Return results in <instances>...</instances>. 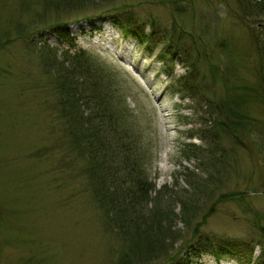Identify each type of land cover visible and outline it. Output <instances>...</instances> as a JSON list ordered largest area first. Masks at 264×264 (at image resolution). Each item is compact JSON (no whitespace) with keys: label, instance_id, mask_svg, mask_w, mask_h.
I'll return each mask as SVG.
<instances>
[{"label":"rangeland","instance_id":"rangeland-1","mask_svg":"<svg viewBox=\"0 0 264 264\" xmlns=\"http://www.w3.org/2000/svg\"><path fill=\"white\" fill-rule=\"evenodd\" d=\"M257 3L185 0L181 6L185 13L164 0H0V264H140L135 261L141 256V245H146L134 231L121 232L109 224L105 208L91 199L83 172L68 170L66 182L62 176L67 173L61 175L56 165L53 169L51 160L57 151L50 129L58 121L59 95L51 91L45 48L55 51L58 60L64 54L82 52L84 58L100 64L131 114L127 122L141 138L149 181L156 190L163 186L186 190V170L198 174L196 169L205 161L198 148L213 146L198 137L205 133L201 127L209 118L201 100L185 87L201 91L212 83L205 97L212 101L213 110L222 90L217 68L228 59L235 72L228 82L257 86L259 91L264 5ZM178 16L186 17L193 38L173 36L183 34ZM126 18L132 21L126 23ZM204 19L212 23L207 40L212 46L210 53L198 55L205 50L200 24ZM56 24L68 35L54 32ZM132 32L153 34L158 42L146 50L148 42L139 43L130 36ZM223 37L237 42L226 44L229 55L217 47ZM161 41L169 43L166 49ZM178 44L182 56L194 65L192 69L181 63L185 59L172 55ZM199 46L201 51L196 52ZM250 105L244 118L264 122L262 102ZM217 141L221 145L216 148L229 154L225 163L218 160L219 150L213 155L228 170L227 177L219 175L223 179L217 196L246 192L247 201L264 213V178L258 174L255 154L239 146L233 136L221 134ZM207 200L200 204L206 203V209L212 202ZM175 213H179L178 206ZM204 213L199 212L197 221ZM246 219L236 205L224 203L214 207L200 230L215 247L245 246L258 241V233ZM191 228L177 219L171 229L184 239L174 240L171 254L186 255L182 248ZM208 245L189 264H249L260 254L255 247L252 256L241 260L228 255L219 263L210 253L212 246L204 249ZM237 250L248 254L246 246ZM151 251L152 256L158 253L154 248ZM157 255L158 259L151 257L144 264L160 260Z\"/></svg>","mask_w":264,"mask_h":264},{"label":"trees","instance_id":"trees-1","mask_svg":"<svg viewBox=\"0 0 264 264\" xmlns=\"http://www.w3.org/2000/svg\"><path fill=\"white\" fill-rule=\"evenodd\" d=\"M164 1L169 2L173 8L176 7L186 13L181 7L185 0ZM257 1H259L257 4L264 5V0ZM178 14L183 13L179 12ZM191 19L193 24H197L193 20V14H191ZM126 20H128L126 23L132 21L129 18ZM185 20V16H178L183 33L182 35L178 32L173 33V36L178 37V40L181 36L193 38L191 31H187L190 26ZM200 24L202 35H205V43L200 41V45L204 43L205 50L199 53L201 48L200 46L196 47L198 55L204 54L205 51L210 53L212 46L207 41L211 38L212 30L210 32L209 28L212 25L211 21L204 19ZM55 26L54 32L61 36L68 35L66 29V31L58 30L62 26H57V24ZM154 26L153 23V29ZM152 35L146 37L130 33V36L139 43L148 42L146 50L149 51L152 43L158 42L152 38ZM228 42L232 45L237 43L232 37H223L217 42V47L226 55H229L225 50ZM161 43L164 44L165 49L169 44L164 41ZM179 46L180 44L174 47L172 55L185 59L181 60V63L189 65V68L192 69L194 65L186 59L187 56H182L183 52ZM260 46L263 64L258 71V74L261 73L258 79L261 83L259 91H257V86L244 83L236 85L234 81L228 82L229 76L235 74L229 67V65L233 66V63L228 59L221 67L217 68L222 90L219 102L214 105L213 110H211L212 101L205 97V91L211 87L212 83L206 90L203 88L201 91H197L195 87H185V91L194 94L192 95L194 98L198 97L201 100V107L205 109L204 113L209 118L206 123H203L202 129L200 128L205 133H202L201 136L197 133L198 137L203 142H208V147L213 146V148L206 149L198 148L200 155L205 154V161L200 165V169H196L198 174L186 170L184 174V180L188 185L186 190L167 188V186L156 190L154 184L149 181L145 170L147 157L145 151L141 149V138L131 131L127 122L131 114L121 103L114 84L110 82L107 75L105 76L100 64H93L90 59L83 57L82 52L73 55L67 53L58 60L55 51L45 48L44 53L48 55L46 67L49 68V74H52L51 91L59 95L57 102L58 125L56 123L50 129L57 151L51 160L53 167L54 165L59 167L62 171L61 175L67 173L62 176L66 182L70 180L68 170L78 169L80 173L83 172L86 184L91 189L89 190L91 199L95 200L99 208H105L106 220L109 221V224L117 226L121 232H125L127 229L134 231L136 238L142 240V243H146V245H141V256L134 255L138 257L135 262L148 263L151 257L158 259L157 254H159L160 260L154 264H189L194 258L193 255L208 243L209 245L204 249L212 246L209 250L217 258L232 254L243 259L244 255L251 256L254 248L258 246L260 254L252 264H264V213L258 211L247 201L246 192H222L217 196V190L220 189L219 185H222L223 179V176L219 175L224 174L226 177L228 175V170L224 169L225 165L220 167L217 161L225 163L229 154L226 149L216 148L217 145H221L217 141L219 135L233 136L239 146L250 149L255 154L257 167L260 168L258 174H262V178H264V122L254 119L252 121V118L249 117L244 118L251 103L258 101L264 105V40ZM165 54L169 55L168 52ZM249 101H251L250 104ZM213 115L216 118L213 119ZM217 130L223 132L217 133ZM189 146L195 147V144L191 143ZM218 150L220 155L217 160L213 155ZM44 154L47 153L44 152ZM53 169L56 170L55 167ZM151 193H154L153 197H151ZM205 200L212 201L211 207L206 209V203L200 205ZM224 203L236 205L243 212L245 218L247 217L246 220L251 229L258 233V241L245 245L248 254L237 250L245 247L239 243L215 247L210 243L212 240L209 235L201 233L200 228L206 223L214 211V207ZM175 206H178V214L175 213ZM201 211L206 213L201 216L200 221H197ZM126 219L130 221L128 225L124 224ZM177 219L183 222L186 229L193 226L190 235L184 241L185 245L182 248L186 250L184 257H180V251L176 254L170 252L174 240H179L180 237L184 239L179 231L174 232L171 229ZM152 248L158 250V253L153 256L150 255Z\"/></svg>","mask_w":264,"mask_h":264}]
</instances>
